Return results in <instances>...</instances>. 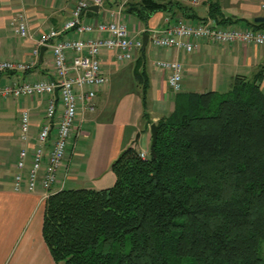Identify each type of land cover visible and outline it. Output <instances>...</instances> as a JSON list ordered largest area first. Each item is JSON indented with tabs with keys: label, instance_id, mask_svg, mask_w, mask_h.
Listing matches in <instances>:
<instances>
[{
	"label": "trees",
	"instance_id": "trees-1",
	"mask_svg": "<svg viewBox=\"0 0 264 264\" xmlns=\"http://www.w3.org/2000/svg\"><path fill=\"white\" fill-rule=\"evenodd\" d=\"M174 9L192 17L174 0L125 4L143 23ZM263 77L262 67L224 93H176L155 125V159L131 145L110 166L111 188L49 195L40 234L52 263L264 264Z\"/></svg>",
	"mask_w": 264,
	"mask_h": 264
},
{
	"label": "crops",
	"instance_id": "crops-1",
	"mask_svg": "<svg viewBox=\"0 0 264 264\" xmlns=\"http://www.w3.org/2000/svg\"><path fill=\"white\" fill-rule=\"evenodd\" d=\"M128 1L105 0V7L116 10L119 5H124L121 19L131 23L133 36L144 32L148 35L151 30L160 31L176 19L187 18L174 9L171 13H155L143 23L125 12ZM174 1L188 9V15L192 16L188 19L194 22L212 18L213 11H217L214 16L218 19H230L237 27H251L255 18H264V0H199L196 4L191 0ZM19 11L25 14L30 39L18 37L10 25ZM69 11L70 3L65 0H0V61L28 62L35 37L59 27L68 19ZM93 13H84V22L100 20V13ZM100 55L108 82L94 99V111L84 115L83 124L91 127V131L81 132L80 139L89 140V151L84 154L76 152L68 160L67 176L61 189L64 191L111 188L115 178L110 166L131 145H135L139 153L149 155L150 127L169 117L178 94L170 91L169 74L158 69L156 61L182 64L181 93H224L236 77L249 79L264 68V47L200 41L193 52L186 53L157 49L148 43L138 70L141 80L137 81L134 68L139 52L134 54L132 61L123 64H117L113 54L105 50ZM51 78L49 49L42 47L32 68L24 72L2 73L0 85ZM142 90L145 105L142 104ZM261 90L264 93V77ZM43 103L44 100L38 97L0 99V264H53L40 234L44 210L41 193L11 191L16 155L20 149L18 114L22 110L29 113L33 139L42 124ZM136 136L138 139L134 144ZM57 191L58 186L51 189L52 194Z\"/></svg>",
	"mask_w": 264,
	"mask_h": 264
},
{
	"label": "built area",
	"instance_id": "built-area-1",
	"mask_svg": "<svg viewBox=\"0 0 264 264\" xmlns=\"http://www.w3.org/2000/svg\"><path fill=\"white\" fill-rule=\"evenodd\" d=\"M65 1L70 3L68 19L59 27L50 28L35 37L28 62L0 61V75L4 72H24L34 66L40 47L49 49L51 79L0 85V99L38 97L44 100L42 124L33 139L29 113L22 110L18 114L17 140L20 149L11 180L13 193L40 192L42 201L52 194V188L58 186L59 191L62 189L68 160L74 156L75 144L80 138L84 115L94 111V99L108 82L102 70L101 51L112 53L115 62L123 64L132 61L134 54L142 48L143 33L131 35L122 22L124 5L110 10L105 7V0ZM198 1L191 0L193 4ZM91 6L98 7L101 18L84 22V13ZM10 25L18 37L31 38L23 11L13 16ZM200 41L264 47V29L221 24L212 18L198 22L179 18L160 31L151 30L148 33V43L157 49L191 53ZM155 66L168 72L167 83L171 92L182 90L181 63L158 60ZM139 156L145 159L148 155L140 153ZM59 173L61 178H58Z\"/></svg>",
	"mask_w": 264,
	"mask_h": 264
},
{
	"label": "water",
	"instance_id": "water-1",
	"mask_svg": "<svg viewBox=\"0 0 264 264\" xmlns=\"http://www.w3.org/2000/svg\"><path fill=\"white\" fill-rule=\"evenodd\" d=\"M88 11L97 13L98 7L97 6H91V7H89ZM263 22H264V18L258 17V18L254 19L255 24H260ZM147 44H148V35L143 33L142 34V48H141L142 51L145 50ZM41 51H42V47H40L39 56L41 55ZM56 91H57V89L54 90L55 95H56ZM137 139H138V136H136V138L134 140V144L137 143ZM150 139H151V141H150V146H149V154L153 159H155L154 146H155L156 139H157V130H156L155 125H151V127H150Z\"/></svg>",
	"mask_w": 264,
	"mask_h": 264
},
{
	"label": "rangeland",
	"instance_id": "rangeland-1",
	"mask_svg": "<svg viewBox=\"0 0 264 264\" xmlns=\"http://www.w3.org/2000/svg\"><path fill=\"white\" fill-rule=\"evenodd\" d=\"M124 15H125V17H127L128 14L125 13ZM123 23L126 25L127 30L130 33V30L132 27L131 23H129L127 20H124V19H123ZM138 52L140 54V50ZM83 131H85V132L91 131V127H89L86 123H84L83 126H81V132H83ZM88 144H89V140L87 142L85 139L79 138L75 144V153L80 152V153L84 154V153H86V151H89ZM89 146H90V144H89ZM261 255L264 256V244L261 246Z\"/></svg>",
	"mask_w": 264,
	"mask_h": 264
}]
</instances>
